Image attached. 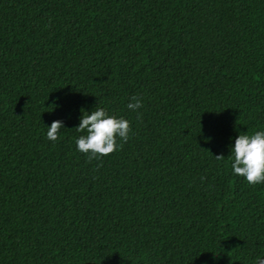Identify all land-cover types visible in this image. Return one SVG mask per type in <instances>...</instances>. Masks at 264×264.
Returning <instances> with one entry per match:
<instances>
[{
  "label": "trees",
  "instance_id": "1",
  "mask_svg": "<svg viewBox=\"0 0 264 264\" xmlns=\"http://www.w3.org/2000/svg\"><path fill=\"white\" fill-rule=\"evenodd\" d=\"M101 107L132 133L89 161ZM259 130L264 0H0V264H254L264 184L231 149Z\"/></svg>",
  "mask_w": 264,
  "mask_h": 264
},
{
  "label": "clouds",
  "instance_id": "2",
  "mask_svg": "<svg viewBox=\"0 0 264 264\" xmlns=\"http://www.w3.org/2000/svg\"><path fill=\"white\" fill-rule=\"evenodd\" d=\"M142 106V98L136 95L130 97L127 104L131 111H137ZM81 111L83 115L76 130L85 134L80 135L75 142L77 150L86 154L89 161L111 155L129 140L132 128L126 118L110 115L102 107L93 110L91 114L83 109ZM62 128V121H53L48 127L47 139L58 141ZM215 157L217 160L225 158L223 155ZM231 157V168L235 175L245 178L252 186L264 184V130L255 131L251 135L239 134L231 149ZM254 264H264V258L257 257Z\"/></svg>",
  "mask_w": 264,
  "mask_h": 264
}]
</instances>
